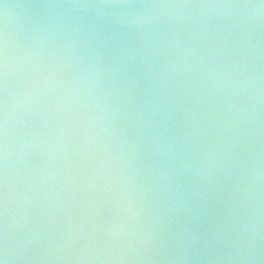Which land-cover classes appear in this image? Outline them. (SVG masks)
<instances>
[{
    "label": "water",
    "instance_id": "water-1",
    "mask_svg": "<svg viewBox=\"0 0 264 264\" xmlns=\"http://www.w3.org/2000/svg\"><path fill=\"white\" fill-rule=\"evenodd\" d=\"M3 264H264V0H0Z\"/></svg>",
    "mask_w": 264,
    "mask_h": 264
},
{
    "label": "snow or ice",
    "instance_id": "snow-or-ice-1",
    "mask_svg": "<svg viewBox=\"0 0 264 264\" xmlns=\"http://www.w3.org/2000/svg\"><path fill=\"white\" fill-rule=\"evenodd\" d=\"M0 264H3V262H2V261H0Z\"/></svg>",
    "mask_w": 264,
    "mask_h": 264
}]
</instances>
